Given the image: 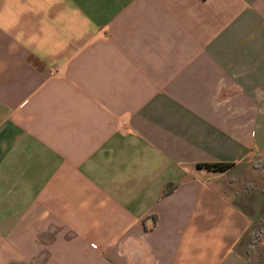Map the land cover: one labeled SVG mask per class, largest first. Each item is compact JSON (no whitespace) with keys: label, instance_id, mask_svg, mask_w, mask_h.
<instances>
[{"label":"crops","instance_id":"0c3cea01","mask_svg":"<svg viewBox=\"0 0 264 264\" xmlns=\"http://www.w3.org/2000/svg\"><path fill=\"white\" fill-rule=\"evenodd\" d=\"M263 159L264 0H0V264H264Z\"/></svg>","mask_w":264,"mask_h":264},{"label":"trees","instance_id":"16d2710c","mask_svg":"<svg viewBox=\"0 0 264 264\" xmlns=\"http://www.w3.org/2000/svg\"><path fill=\"white\" fill-rule=\"evenodd\" d=\"M229 166H230L229 164H224V163L205 164V167H209L216 171H224ZM253 166L258 169H264V159L254 161ZM198 167H201V164H198ZM169 190L170 188L167 187L166 191H169ZM262 192L264 193V186L262 187ZM260 242H264V221H261L258 224V226L251 232L250 240L247 246V253L251 254L255 249V245ZM262 258H264V253L262 254Z\"/></svg>","mask_w":264,"mask_h":264},{"label":"rangeland","instance_id":"374dc122","mask_svg":"<svg viewBox=\"0 0 264 264\" xmlns=\"http://www.w3.org/2000/svg\"><path fill=\"white\" fill-rule=\"evenodd\" d=\"M252 165H253V163H252ZM264 221V220H263ZM260 243H263L264 244V242H260Z\"/></svg>","mask_w":264,"mask_h":264}]
</instances>
